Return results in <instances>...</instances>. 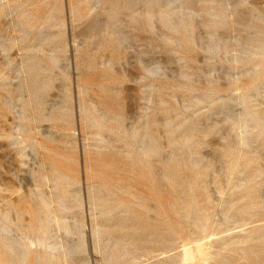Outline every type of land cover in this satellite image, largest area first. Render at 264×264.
<instances>
[{
	"label": "rangeland",
	"instance_id": "rangeland-1",
	"mask_svg": "<svg viewBox=\"0 0 264 264\" xmlns=\"http://www.w3.org/2000/svg\"><path fill=\"white\" fill-rule=\"evenodd\" d=\"M0 264H264V0H0Z\"/></svg>",
	"mask_w": 264,
	"mask_h": 264
},
{
	"label": "water",
	"instance_id": "water-1",
	"mask_svg": "<svg viewBox=\"0 0 264 264\" xmlns=\"http://www.w3.org/2000/svg\"><path fill=\"white\" fill-rule=\"evenodd\" d=\"M166 2H168V3H173L174 2V0H166ZM175 8L177 9V10H179V11H185V10H191L190 8H188V7H186V6H184L183 4H179L178 6H175ZM210 42L207 44V47L209 48V46H210ZM211 47V46H210ZM216 47V46H215ZM212 48V47H211ZM222 49V48H221ZM256 90H258L259 92H262V91H260L261 89L259 88V89H256ZM258 92V94L259 95H261V93H259ZM241 128H242V124H241Z\"/></svg>",
	"mask_w": 264,
	"mask_h": 264
},
{
	"label": "bare ground",
	"instance_id": "bare-ground-1",
	"mask_svg": "<svg viewBox=\"0 0 264 264\" xmlns=\"http://www.w3.org/2000/svg\"><path fill=\"white\" fill-rule=\"evenodd\" d=\"M187 252V251H186ZM187 254V253H186ZM186 254H185V256H186ZM189 255V254H188ZM189 257V256H188ZM187 258V257H186Z\"/></svg>",
	"mask_w": 264,
	"mask_h": 264
}]
</instances>
